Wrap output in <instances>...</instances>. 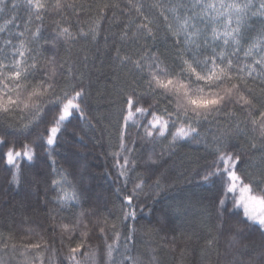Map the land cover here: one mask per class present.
<instances>
[{
    "label": "snow or ice",
    "instance_id": "6c2138e0",
    "mask_svg": "<svg viewBox=\"0 0 264 264\" xmlns=\"http://www.w3.org/2000/svg\"><path fill=\"white\" fill-rule=\"evenodd\" d=\"M22 2L27 13L22 23H17L16 15L0 23V146L7 148L6 164L15 169L12 182L20 183V162L33 161L38 148L51 155L74 116L90 123L86 107L92 94L91 73L82 70L90 57L79 55L83 49L77 46L81 41L96 43L107 24L104 48L114 53L112 61L123 76L119 87L121 77H114L119 102L113 99L110 105L118 109L121 122L119 151L111 153L118 176L127 187L129 173L136 170L137 162L130 158L135 141L133 147L125 142L129 127L143 128L146 142L166 140V147L172 149L182 141L206 143L201 129L216 125V158L205 168L202 180L219 183L223 198L218 197L216 234L209 235L205 244L214 250L225 237V259L216 264H252L243 258L249 246L241 244L242 230L225 212L229 194L238 191L232 202L242 208L245 223L251 220L264 227V178L257 181L240 174L249 160L242 159L238 144L232 143L247 138L249 147L264 158V27L256 30L252 24L256 17L264 24V0L258 4L254 0ZM7 7L8 0H0V13ZM18 7L12 3V12ZM48 17L52 28L45 35ZM158 40L171 44L161 51ZM15 129L31 138L26 137L19 148L10 139ZM162 159L163 153L153 150L143 161L146 175L137 174L138 182L123 197L127 210L122 208L118 217L122 224L136 220L134 197L139 199L145 188L162 189ZM56 175L51 180L56 192L53 203L71 216L49 213V226L59 234L67 255L58 257L55 241L50 244L40 234L30 242L0 236V264H99V249L89 243L93 232L105 241L109 234L113 238V243H106L105 264H158L155 255L147 260L132 255L129 245L135 244V228L129 227L122 238L108 216L82 206L83 193L66 173ZM77 208L78 212L71 211ZM176 242L172 236L173 249ZM184 251L181 248V255ZM259 258L264 264V245Z\"/></svg>",
    "mask_w": 264,
    "mask_h": 264
},
{
    "label": "trees",
    "instance_id": "16d2710c",
    "mask_svg": "<svg viewBox=\"0 0 264 264\" xmlns=\"http://www.w3.org/2000/svg\"><path fill=\"white\" fill-rule=\"evenodd\" d=\"M254 2L258 4L259 0ZM12 3L19 5L14 13L11 10ZM11 15L20 18L17 23L23 22L27 13L22 0H8L5 12L0 13V23ZM84 19H87V15ZM44 24L49 30L45 35H48L52 28V18H46ZM252 24L256 30L264 27L258 17L253 18ZM106 29L107 24H104L101 28V37L96 43L81 41L77 46V49H83L79 55L83 56L86 53L90 57L87 68H82L85 72L91 73L92 94L86 107L90 123L74 116L66 125L67 131H63L58 138V146L51 155L38 148L37 157L33 161L22 160L18 185L12 182L15 169L4 160L3 153L7 148L0 146V236H12L13 242H19L21 238L30 242L37 238L36 234H40L50 244L55 241L58 257H61V254L67 255V247L59 243V234L53 233L49 226L52 221L48 218L49 213L56 216H71L69 210L61 209L53 203L56 192L53 190L51 180L58 178L56 173L64 172L67 179L83 193L82 206L85 209L96 208L108 216L117 224L122 238L129 227L135 228L133 235L135 244L129 245L133 256L139 254L147 260L151 255H155L158 264H216L218 259L223 262L227 238L221 237L219 246L214 250L208 249L205 244V239L209 235L216 234L217 214L221 211L218 197L223 198L219 183H206L202 180L205 168L216 158L213 143L216 125H205L201 129L206 143L182 141L172 149L166 147V140L146 142L143 139V128L137 130L129 127L125 142L126 146L133 147L131 142L135 141L130 158L136 160V170L129 173L127 187L123 183V178L118 176L111 153L119 151L121 122L118 109L110 105L113 99L119 102V98L114 95V77L120 75L121 81L117 82L119 87L123 76L112 61L114 53L111 50L105 51L103 37L108 34ZM157 44L161 51H164L170 46L171 41L158 40ZM77 49H73L74 55L77 54ZM92 57L95 59H91ZM0 127H3L2 123ZM15 131L16 135L10 139L14 140L19 148L28 134L19 129ZM232 143L238 144L237 151L241 153L242 159L249 160L244 168L239 169L240 174L246 173L248 177L257 181L264 178V158L249 147L247 138H240ZM153 150L157 154L163 153V159L159 161L160 172L163 173L162 189L145 188L139 199L134 197L136 220L122 224L118 217L122 208L127 210L123 197L129 194L134 184L138 182L137 174L146 175L143 161ZM80 154H83L85 159ZM30 190L35 191L37 195L34 204L27 196ZM20 195L26 197L25 202L19 199ZM232 196L238 198L239 192L229 194L225 215L230 216L232 222L242 230L241 244L249 246V251L244 253L243 258L250 259L252 264H261L259 252L264 245V235L261 234L264 227L251 220L245 223L243 210L234 207ZM98 199L101 200V204ZM79 210L77 208L71 211ZM186 211L191 214L186 216L184 214ZM199 212L204 214L199 215ZM212 215L214 220L210 217ZM168 216L171 222L168 229L163 231L162 227L163 224H167ZM175 231L178 232L177 235L173 234ZM172 236H177L175 249L171 247ZM89 243L99 249V264H105L106 243H113L111 234L105 241L99 234L93 232ZM181 248L185 249L183 255ZM113 255L116 257L117 252ZM227 259H231V256Z\"/></svg>",
    "mask_w": 264,
    "mask_h": 264
},
{
    "label": "rangeland",
    "instance_id": "374dc122",
    "mask_svg": "<svg viewBox=\"0 0 264 264\" xmlns=\"http://www.w3.org/2000/svg\"><path fill=\"white\" fill-rule=\"evenodd\" d=\"M80 156H82V158H84V156H83V154L81 155L80 154ZM85 159V158H84ZM27 196H28V198H30L31 200H29L28 198V200L29 201H31L33 204L35 203V201H36V198H37V195H36V193H35V191L33 192L32 190H30V191H28V193H27ZM19 199H21V201L23 202H25V200H26V197H23V196H19ZM99 200V202H100V204H101V200L100 199H98ZM200 204H202V202L200 203ZM203 212V211H202ZM200 214L199 215H202V214H204V213H201V212H199ZM186 216L187 215H189V214H191V213H188V211H186L185 213H184ZM21 217V216H20ZM212 219H213V215L212 216H210ZM214 220V219H213ZM171 222V220H170V217L168 216V219H167V224H163V231L165 230V229H168V227H169V223ZM169 224V225H168ZM177 231H175L173 234H176L177 235ZM177 237V236H176ZM178 238H180L179 237V235H178ZM182 238V237H181ZM164 240H169V238H164ZM170 240H171V238H170Z\"/></svg>",
    "mask_w": 264,
    "mask_h": 264
}]
</instances>
